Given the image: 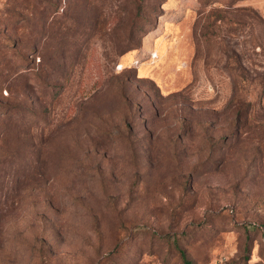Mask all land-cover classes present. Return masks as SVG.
<instances>
[{
    "label": "rangeland",
    "instance_id": "374dc122",
    "mask_svg": "<svg viewBox=\"0 0 264 264\" xmlns=\"http://www.w3.org/2000/svg\"><path fill=\"white\" fill-rule=\"evenodd\" d=\"M0 264H264V0H0Z\"/></svg>",
    "mask_w": 264,
    "mask_h": 264
}]
</instances>
